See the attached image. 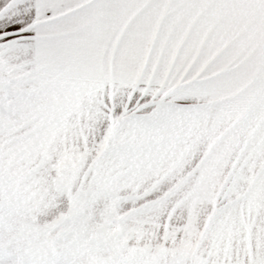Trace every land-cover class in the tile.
<instances>
[{"label": "snow or ice", "instance_id": "6c2138e0", "mask_svg": "<svg viewBox=\"0 0 264 264\" xmlns=\"http://www.w3.org/2000/svg\"><path fill=\"white\" fill-rule=\"evenodd\" d=\"M0 264H264V0H0Z\"/></svg>", "mask_w": 264, "mask_h": 264}]
</instances>
